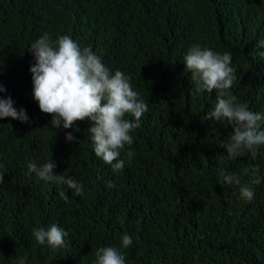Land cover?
I'll list each match as a JSON object with an SVG mask.
<instances>
[{
    "label": "trees",
    "instance_id": "1",
    "mask_svg": "<svg viewBox=\"0 0 264 264\" xmlns=\"http://www.w3.org/2000/svg\"><path fill=\"white\" fill-rule=\"evenodd\" d=\"M48 34L91 47L114 74L130 78L148 105L121 151L122 170L95 156L89 127L52 128L33 98L28 50ZM264 0H0V85L27 123L0 118V264H96V250L117 247L126 264H264V145L235 159L221 145L231 128L209 118L216 92H196L184 56L199 45L230 52L239 103L264 113ZM126 119L134 118L126 116ZM264 131V121L259 122ZM72 132L79 143L66 140ZM134 152L129 160L127 151ZM52 160L82 196L29 174ZM254 190L240 199L239 185ZM102 177V179H100ZM115 184L109 188L107 182ZM56 224L65 246L40 245L33 229ZM133 243L121 247L123 235Z\"/></svg>",
    "mask_w": 264,
    "mask_h": 264
},
{
    "label": "clouds",
    "instance_id": "2",
    "mask_svg": "<svg viewBox=\"0 0 264 264\" xmlns=\"http://www.w3.org/2000/svg\"><path fill=\"white\" fill-rule=\"evenodd\" d=\"M258 48H264V40L258 43ZM34 63L30 66L33 98L38 103L40 111L52 117V128H73L77 122L89 121L91 140L95 156L105 164L111 165L114 172L125 166L121 159V151L126 145L133 143V130L140 127V119L148 111L147 103L140 94L133 90L130 78L120 70L112 74L103 64L102 58L91 47L81 49L79 44L68 35L59 36L54 47L47 33L30 45ZM252 56L264 57V52H253ZM185 67L191 73L195 82L196 92H216L214 109L208 113L214 119L231 128L228 139L221 146L227 155L233 159L254 151L256 146L264 145V131L259 130L264 113L253 112L247 103H239L230 89L236 76L230 67L232 54H219L211 49H202L199 45L192 46L184 56ZM6 89L0 85V93ZM11 97L0 98V118L11 117L21 123H27L29 117L26 110L19 111L13 106ZM134 119H126V116ZM68 142H77L72 132L66 133ZM130 160L134 152L127 151ZM56 164L50 159L38 166L35 162L27 164L28 173L45 182H54L62 199L67 201L62 186L72 190L73 195L82 196L83 184L73 176L54 174ZM259 169L253 170L255 178L252 185H259L264 177L255 175ZM222 175H224L222 173ZM102 179V177H100ZM224 180L239 185L240 199L251 202L254 190L250 185H240V180L234 174L224 175ZM4 174L0 173V184ZM109 188L115 184L107 182ZM33 236L40 244L52 249L65 246L68 233L56 224L47 229H33ZM133 243L131 236L125 234L121 238V247L128 248ZM96 264H126L125 255L114 246L100 247L96 250ZM18 264H26V257H17Z\"/></svg>",
    "mask_w": 264,
    "mask_h": 264
}]
</instances>
